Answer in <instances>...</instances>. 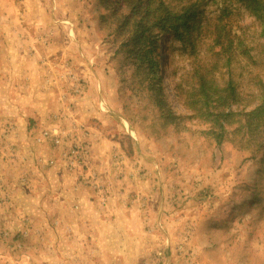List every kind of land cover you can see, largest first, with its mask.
Listing matches in <instances>:
<instances>
[{
	"label": "rangeland",
	"instance_id": "rangeland-1",
	"mask_svg": "<svg viewBox=\"0 0 264 264\" xmlns=\"http://www.w3.org/2000/svg\"><path fill=\"white\" fill-rule=\"evenodd\" d=\"M190 2L201 32L160 36L162 96L118 29L123 0H0V264H264V151L218 143L184 106L225 5L172 0ZM231 8L255 104L264 36Z\"/></svg>",
	"mask_w": 264,
	"mask_h": 264
},
{
	"label": "trees",
	"instance_id": "trees-1",
	"mask_svg": "<svg viewBox=\"0 0 264 264\" xmlns=\"http://www.w3.org/2000/svg\"><path fill=\"white\" fill-rule=\"evenodd\" d=\"M116 1V0H113ZM123 0L125 9L117 14L118 29L128 26L130 35L126 43L130 55L136 59L138 66H143L147 74L158 68V95L166 96V90L159 84L161 80L160 36L167 30H172L174 37L184 40V35L192 31L201 32V19L196 16L195 2L178 7L172 0ZM152 1V3H151ZM216 21L207 29L210 45L216 58L213 62L201 66L202 72L197 71L196 87L187 95L185 108L208 125V131L213 133L215 140L222 143L227 134L240 133L245 143L242 149L250 151L254 157L264 151V84L260 87L257 103L246 102L237 82L238 75L234 64L237 56H247L248 50L242 47L240 37H237L230 22L234 12L231 2L240 3L260 23L261 36H264V0H224ZM216 48V49H214ZM217 73L220 74L218 79ZM167 105L168 102H165ZM169 106L168 117L174 113ZM235 125L232 128V125Z\"/></svg>",
	"mask_w": 264,
	"mask_h": 264
},
{
	"label": "bare ground",
	"instance_id": "bare-ground-1",
	"mask_svg": "<svg viewBox=\"0 0 264 264\" xmlns=\"http://www.w3.org/2000/svg\"><path fill=\"white\" fill-rule=\"evenodd\" d=\"M170 67V66H169ZM169 74H170V71H169V68L167 67V66H165V76H166V78L168 79V77H169ZM170 85V84H169ZM164 86V85H163ZM166 90V89H165ZM167 99H169V98H167Z\"/></svg>",
	"mask_w": 264,
	"mask_h": 264
},
{
	"label": "crops",
	"instance_id": "crops-1",
	"mask_svg": "<svg viewBox=\"0 0 264 264\" xmlns=\"http://www.w3.org/2000/svg\"><path fill=\"white\" fill-rule=\"evenodd\" d=\"M78 222V223H77ZM76 227H78V226H80V227H82V222L81 221H77V219H76V223L74 224Z\"/></svg>",
	"mask_w": 264,
	"mask_h": 264
}]
</instances>
